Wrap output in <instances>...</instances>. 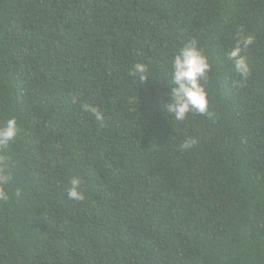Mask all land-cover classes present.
<instances>
[{"label": "trees", "instance_id": "obj_1", "mask_svg": "<svg viewBox=\"0 0 264 264\" xmlns=\"http://www.w3.org/2000/svg\"><path fill=\"white\" fill-rule=\"evenodd\" d=\"M248 36L242 77L227 54ZM188 42L210 62L209 113L176 121L163 109ZM13 117L0 264H264V0H0Z\"/></svg>", "mask_w": 264, "mask_h": 264}, {"label": "clouds", "instance_id": "obj_2", "mask_svg": "<svg viewBox=\"0 0 264 264\" xmlns=\"http://www.w3.org/2000/svg\"><path fill=\"white\" fill-rule=\"evenodd\" d=\"M254 38L248 36L238 41L237 46L231 49L227 58L232 61L234 70L242 77H247L250 66L242 55L243 48L251 45ZM210 70L208 57L201 51L195 42H188L181 47L171 61L170 102L164 107L174 120L183 121L189 114H208V92L201 83L205 80ZM132 75L140 85L149 79V66L145 63H136L132 69ZM84 108L94 113L100 121L104 119L103 113L96 107L85 104ZM19 134L18 121L15 117L0 123V150L7 148L13 143ZM195 141L188 140L183 144L184 148H190ZM10 177L0 175V199H9V193L2 187L9 182ZM83 180L80 176L70 178L71 187L67 191L70 200L83 199L80 191Z\"/></svg>", "mask_w": 264, "mask_h": 264}]
</instances>
